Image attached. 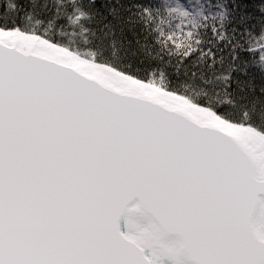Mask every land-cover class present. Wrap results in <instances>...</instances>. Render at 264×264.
<instances>
[{
    "label": "snow or ice",
    "instance_id": "1",
    "mask_svg": "<svg viewBox=\"0 0 264 264\" xmlns=\"http://www.w3.org/2000/svg\"><path fill=\"white\" fill-rule=\"evenodd\" d=\"M165 258L264 264V0H0V264Z\"/></svg>",
    "mask_w": 264,
    "mask_h": 264
},
{
    "label": "water",
    "instance_id": "2",
    "mask_svg": "<svg viewBox=\"0 0 264 264\" xmlns=\"http://www.w3.org/2000/svg\"><path fill=\"white\" fill-rule=\"evenodd\" d=\"M139 220H140V223H142V224H147L148 223L147 218H139ZM120 223H121L122 231H127L128 229H127L126 219L124 217L121 218ZM176 238H177V236L174 233L169 234V236L167 237L168 240H174ZM150 253H151V250L150 249H146V254L150 255ZM164 264H174V261L171 260V259L165 258Z\"/></svg>",
    "mask_w": 264,
    "mask_h": 264
}]
</instances>
